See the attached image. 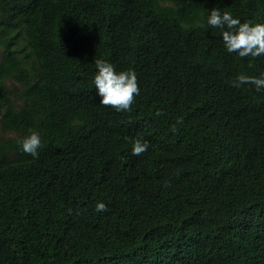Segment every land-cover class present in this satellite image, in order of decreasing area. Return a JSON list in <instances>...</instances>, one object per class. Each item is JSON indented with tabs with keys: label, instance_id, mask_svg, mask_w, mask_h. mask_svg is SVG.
<instances>
[{
	"label": "trees",
	"instance_id": "obj_1",
	"mask_svg": "<svg viewBox=\"0 0 264 264\" xmlns=\"http://www.w3.org/2000/svg\"><path fill=\"white\" fill-rule=\"evenodd\" d=\"M213 8L264 24V0H0V264H264V90L233 86L264 56ZM97 59L136 73L131 111Z\"/></svg>",
	"mask_w": 264,
	"mask_h": 264
},
{
	"label": "clouds",
	"instance_id": "obj_2",
	"mask_svg": "<svg viewBox=\"0 0 264 264\" xmlns=\"http://www.w3.org/2000/svg\"><path fill=\"white\" fill-rule=\"evenodd\" d=\"M207 23L212 28L227 29L222 31V40L228 53H236L240 58L251 57L253 59L264 56V24L241 23L240 19L233 18L232 13L223 12L217 8L210 11ZM98 69L94 77V85L98 94L102 97L100 104L111 106L117 111H131L134 98L139 95L137 76L134 71L116 72L115 66L103 59L95 61ZM242 85L254 86L257 92L264 90V77L239 75L233 81L234 87ZM156 115H161L158 110ZM183 119L177 121L182 124ZM172 131H177L176 125ZM22 151L33 158H38L39 150L43 147L42 138L37 132L19 141ZM150 144L148 141L136 139L132 146V155L144 154ZM71 212V209L69 210ZM97 212H107L108 208L104 203L96 206Z\"/></svg>",
	"mask_w": 264,
	"mask_h": 264
},
{
	"label": "rangeland",
	"instance_id": "obj_3",
	"mask_svg": "<svg viewBox=\"0 0 264 264\" xmlns=\"http://www.w3.org/2000/svg\"><path fill=\"white\" fill-rule=\"evenodd\" d=\"M8 86L9 87L17 86V83H14V82L13 83H8ZM2 135H4V134H2Z\"/></svg>",
	"mask_w": 264,
	"mask_h": 264
}]
</instances>
